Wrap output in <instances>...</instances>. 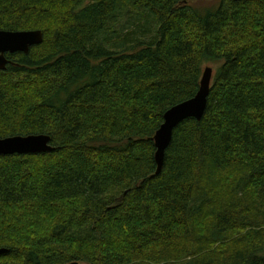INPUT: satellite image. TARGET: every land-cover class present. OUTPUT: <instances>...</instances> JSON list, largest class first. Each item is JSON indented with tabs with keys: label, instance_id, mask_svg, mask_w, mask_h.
I'll return each instance as SVG.
<instances>
[{
	"label": "trees",
	"instance_id": "trees-1",
	"mask_svg": "<svg viewBox=\"0 0 264 264\" xmlns=\"http://www.w3.org/2000/svg\"><path fill=\"white\" fill-rule=\"evenodd\" d=\"M194 1L0 0L43 35L6 55L0 139L53 148L0 156V264H264V0Z\"/></svg>",
	"mask_w": 264,
	"mask_h": 264
},
{
	"label": "water",
	"instance_id": "water-1",
	"mask_svg": "<svg viewBox=\"0 0 264 264\" xmlns=\"http://www.w3.org/2000/svg\"><path fill=\"white\" fill-rule=\"evenodd\" d=\"M41 42L42 34L40 32L18 33L0 31V62H3V56L6 53L12 54L15 51L27 52L28 46L33 44L38 45ZM211 75L212 70L205 69L195 97L178 104L165 113L163 118L164 122L157 131L156 143L154 144L156 148V174L161 170L164 153L170 144L174 128L187 118L200 120L203 116L209 95ZM50 151H52L50 138L46 135L28 137L15 136L0 140L1 153L39 154ZM5 252V249H0V255Z\"/></svg>",
	"mask_w": 264,
	"mask_h": 264
},
{
	"label": "bare ground",
	"instance_id": "bare-ground-1",
	"mask_svg": "<svg viewBox=\"0 0 264 264\" xmlns=\"http://www.w3.org/2000/svg\"><path fill=\"white\" fill-rule=\"evenodd\" d=\"M6 32H18V33H29V32H40L41 33V31H38V30H33V31H6ZM42 34V33H41ZM42 40H43V35H42ZM41 44V43H40ZM39 45V44H38ZM32 46H37L36 44H33V45H30V46H28V49H27V52H23V51H15L14 53H22V54H26V53H28V51H29V49L32 47ZM14 53H12V54H14ZM7 54H9V55H12V54H10V53H6L4 56H3V62H0L1 63V65H0V71H4L5 70V68H6V65L9 63V61L6 59V55ZM2 66V67H1ZM205 69H210V70H212L210 67H205L203 70H202V74H203V72H204V70ZM202 74H201V77H200V81H199V87H200V83H201V80H202ZM211 78H212V75H211ZM210 82H211V79H210ZM209 89H210V83H209ZM199 90V89H198ZM198 92V91H197ZM197 94V93H196ZM195 94V95H196ZM195 95L193 96V97H195ZM192 99V98H191ZM190 100V99H189ZM188 101V100H187ZM185 102V101H184ZM181 103H183V102H181ZM180 104V103H179ZM177 106V105H176ZM175 107V106H174ZM173 108V107H172ZM171 109V108H170ZM169 110V109H168ZM167 110V111H168ZM166 111V112H167ZM165 112V113H166ZM165 113H164V115H165ZM164 115H163V118H164ZM187 119H190V118H187ZM192 119H194V118H192ZM196 120V119H195ZM196 121H199V120H196ZM163 122H164V120H163ZM163 122H162V124H163ZM162 124L160 125V127L162 126ZM159 127V128H160ZM158 131V130H157ZM157 131H156V133H155V135H154V137H153V142H154V144L156 143V135H157ZM30 136H39V135H30ZM42 136H44V135H42ZM13 137H15V136H13ZM25 137H28V136H25ZM7 138H10V137H7ZM3 139H5V138H3ZM0 140H2V139H0ZM52 150H53V148H52ZM155 153H156V148H155ZM155 153H154V161H155ZM12 155H22V154H17V153H1L0 152V156H12ZM156 164V163H155ZM73 264H75V263H73Z\"/></svg>",
	"mask_w": 264,
	"mask_h": 264
},
{
	"label": "rangeland",
	"instance_id": "rangeland-1",
	"mask_svg": "<svg viewBox=\"0 0 264 264\" xmlns=\"http://www.w3.org/2000/svg\"><path fill=\"white\" fill-rule=\"evenodd\" d=\"M195 1L194 2L196 4L203 5V6H209V5L215 3V0H195ZM210 68L212 69V80H213L214 67H210ZM215 68H216V66H215Z\"/></svg>",
	"mask_w": 264,
	"mask_h": 264
}]
</instances>
